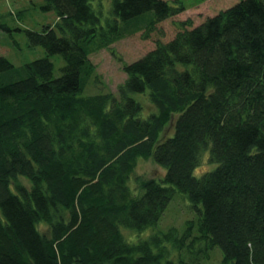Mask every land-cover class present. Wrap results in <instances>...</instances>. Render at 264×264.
Masks as SVG:
<instances>
[{"label":"trees","instance_id":"1","mask_svg":"<svg viewBox=\"0 0 264 264\" xmlns=\"http://www.w3.org/2000/svg\"><path fill=\"white\" fill-rule=\"evenodd\" d=\"M174 1L44 0L56 21L25 32L47 56H0V264H202L216 247L218 264H264V0L177 21L122 61L111 45L148 38ZM101 49L126 77L85 94ZM146 159L164 173L135 175ZM176 194L196 219L142 235Z\"/></svg>","mask_w":264,"mask_h":264},{"label":"rangeland","instance_id":"2","mask_svg":"<svg viewBox=\"0 0 264 264\" xmlns=\"http://www.w3.org/2000/svg\"><path fill=\"white\" fill-rule=\"evenodd\" d=\"M106 3V0L101 2ZM170 3H176L169 0ZM186 8L178 14L169 17L157 24V29L151 32L148 38L142 37V32H136L114 42L111 47L118 57L125 62H131L155 46L156 40L168 41L178 30L175 22L191 19L192 26L202 22L207 16L217 13L233 5L238 0H179ZM44 0H0V56L6 57L14 66H20L36 58L47 56V51L40 45H32L26 34V29L40 30L47 24L56 21L54 11H44L42 4ZM107 6V4H106ZM107 7H104L106 10ZM109 49H101L90 54V60L95 66V80L90 81L84 89L88 94L96 91H116L117 85L121 83L126 75L122 69L121 61ZM54 65V76L61 74V67L64 60L60 54L50 55ZM209 167L205 161L195 169L196 176ZM164 173V169L154 163L151 159L139 160L135 167V175L143 177H159ZM23 180V178H21ZM133 184V183H132ZM184 198L181 194H176L169 202L161 219L153 227H149L142 232V235L151 233H164L171 228H176L181 232L184 223L188 219H196L193 209H187L185 202L178 199ZM41 230L45 226L40 225ZM138 235V234H137ZM177 253L172 251L171 257L174 259ZM183 258L189 259L186 250L183 251ZM222 258L221 250L216 247L210 251L209 258L202 261V264H218Z\"/></svg>","mask_w":264,"mask_h":264}]
</instances>
